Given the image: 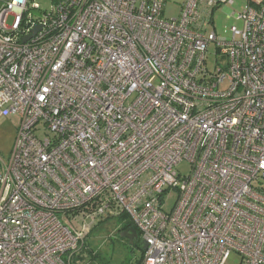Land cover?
<instances>
[{
	"label": "built area",
	"instance_id": "built-area-1",
	"mask_svg": "<svg viewBox=\"0 0 264 264\" xmlns=\"http://www.w3.org/2000/svg\"><path fill=\"white\" fill-rule=\"evenodd\" d=\"M166 1L0 0V116H19L0 264H79L110 218L136 229L139 264H264V0L229 36L213 22L233 0L172 19Z\"/></svg>",
	"mask_w": 264,
	"mask_h": 264
},
{
	"label": "rangeland",
	"instance_id": "rangeland-1",
	"mask_svg": "<svg viewBox=\"0 0 264 264\" xmlns=\"http://www.w3.org/2000/svg\"><path fill=\"white\" fill-rule=\"evenodd\" d=\"M43 9H48L51 0H35ZM248 0H233L232 4L221 6L215 10L213 25L218 34L229 36V28L232 25L237 27L241 23L236 20ZM184 0L166 1L163 7V17L166 19L176 18L180 14L181 5ZM226 58L216 54L213 44H210L207 52V69L214 71L218 65L224 64ZM218 63V64H217ZM19 125L18 115L0 116V155L7 157L13 146L17 127ZM175 169L181 174L189 172V162H179ZM176 198L174 189L164 195L163 209L169 211ZM122 221L110 218L100 222L85 240V248L82 251L85 257L78 260L79 264H137L142 257L140 236L135 238L133 244H129L126 238L119 236L117 227ZM227 264H239L237 256H231Z\"/></svg>",
	"mask_w": 264,
	"mask_h": 264
},
{
	"label": "water",
	"instance_id": "water-1",
	"mask_svg": "<svg viewBox=\"0 0 264 264\" xmlns=\"http://www.w3.org/2000/svg\"><path fill=\"white\" fill-rule=\"evenodd\" d=\"M119 236L122 238H126L129 242V244H133V241L135 238H138L137 231L134 227L130 226L127 229L122 230L119 232ZM141 242V247H142V241Z\"/></svg>",
	"mask_w": 264,
	"mask_h": 264
},
{
	"label": "trees",
	"instance_id": "trees-1",
	"mask_svg": "<svg viewBox=\"0 0 264 264\" xmlns=\"http://www.w3.org/2000/svg\"><path fill=\"white\" fill-rule=\"evenodd\" d=\"M124 217H125V216L122 215V216H121V219H123ZM121 221H122V220H121ZM130 226H131V224H130L128 221H122V222L118 225V231H117V232L119 233V232H121L122 230L127 229V228L130 227ZM95 227H96V226H95ZM95 227L92 228L91 232L94 231ZM91 232H90V233H91ZM90 233H89V234H90ZM89 234H88V235H89ZM88 235H87V236H88ZM86 238H87V237H86ZM86 238H85V240H86ZM84 248H85V241H84V244H83L81 250L79 251V253H78V255H77L78 258H75V260H79V259H81L82 257H85L84 254H82V251L84 250Z\"/></svg>",
	"mask_w": 264,
	"mask_h": 264
},
{
	"label": "crops",
	"instance_id": "crops-1",
	"mask_svg": "<svg viewBox=\"0 0 264 264\" xmlns=\"http://www.w3.org/2000/svg\"><path fill=\"white\" fill-rule=\"evenodd\" d=\"M140 259H141V257H140ZM140 259L138 260L137 264H139V262H140Z\"/></svg>",
	"mask_w": 264,
	"mask_h": 264
},
{
	"label": "flooded vegetation",
	"instance_id": "flooded-vegetation-1",
	"mask_svg": "<svg viewBox=\"0 0 264 264\" xmlns=\"http://www.w3.org/2000/svg\"><path fill=\"white\" fill-rule=\"evenodd\" d=\"M117 229H118V227H117ZM118 231V230H117ZM138 234V233H137ZM138 237H139V235H138ZM127 240V239H126Z\"/></svg>",
	"mask_w": 264,
	"mask_h": 264
}]
</instances>
